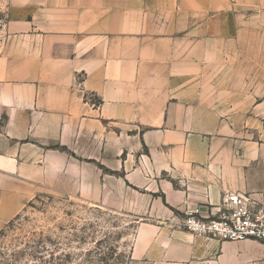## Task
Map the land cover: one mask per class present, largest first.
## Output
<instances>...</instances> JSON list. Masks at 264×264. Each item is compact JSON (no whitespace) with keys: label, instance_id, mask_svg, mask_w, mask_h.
Wrapping results in <instances>:
<instances>
[{"label":"crops","instance_id":"crops-1","mask_svg":"<svg viewBox=\"0 0 264 264\" xmlns=\"http://www.w3.org/2000/svg\"><path fill=\"white\" fill-rule=\"evenodd\" d=\"M0 233L55 192L135 219L130 264H264L185 204L264 198V0H9ZM264 135V133H263Z\"/></svg>","mask_w":264,"mask_h":264},{"label":"rangeland","instance_id":"rangeland-1","mask_svg":"<svg viewBox=\"0 0 264 264\" xmlns=\"http://www.w3.org/2000/svg\"><path fill=\"white\" fill-rule=\"evenodd\" d=\"M0 0V52L10 36ZM263 137L264 125L255 127ZM135 219L55 192L39 195L0 233V264H130Z\"/></svg>","mask_w":264,"mask_h":264},{"label":"built area","instance_id":"built-area-1","mask_svg":"<svg viewBox=\"0 0 264 264\" xmlns=\"http://www.w3.org/2000/svg\"><path fill=\"white\" fill-rule=\"evenodd\" d=\"M183 214L182 227L198 239L264 244V198L227 193L219 205L187 202Z\"/></svg>","mask_w":264,"mask_h":264}]
</instances>
